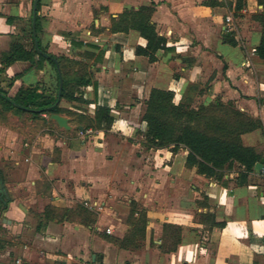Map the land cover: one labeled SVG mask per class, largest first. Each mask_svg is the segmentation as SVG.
Returning <instances> with one entry per match:
<instances>
[{"label":"crops","instance_id":"crops-1","mask_svg":"<svg viewBox=\"0 0 264 264\" xmlns=\"http://www.w3.org/2000/svg\"><path fill=\"white\" fill-rule=\"evenodd\" d=\"M235 1L41 0V43L50 53L87 62L96 82V88H83L87 102L61 99L59 105L87 116L105 105L114 121L108 129L82 131L67 116L71 129L51 120L64 133L53 136L45 127L39 144H26L29 152L0 144L1 171L6 159L11 171L21 165L25 172L23 179H4L9 201L0 208V227L9 239L3 241L0 233V264H264V168L239 182L241 168L234 164L219 181L186 166L187 150L132 152L140 142L137 132L146 127L144 100L155 87L194 106L199 98L232 100L261 121L263 129L243 134L242 141L255 147L264 163V60L255 53L262 28L255 15L263 6L243 0L235 11ZM32 3L0 0V61L13 42L21 41L14 22L22 25L31 16ZM140 6L153 7L151 21L166 40L154 61L135 53L136 46L146 44L139 31L111 30L124 8ZM226 35L235 44L226 42ZM17 74L11 94L40 79L51 89L55 83L47 61L40 70L16 61L0 79ZM17 135L6 128L0 141L11 145ZM133 202L146 212L145 230L121 246L113 240L130 235ZM78 206L92 220L61 216L59 210ZM164 223L180 227L173 251L161 247ZM22 237L27 241L17 246Z\"/></svg>","mask_w":264,"mask_h":264},{"label":"trees","instance_id":"trees-1","mask_svg":"<svg viewBox=\"0 0 264 264\" xmlns=\"http://www.w3.org/2000/svg\"><path fill=\"white\" fill-rule=\"evenodd\" d=\"M33 0H31V3ZM263 6V11L255 17L260 20L262 28L259 43L255 48L256 55L264 60V0H257ZM231 2L229 6H231ZM234 9L238 11L243 6V0L234 2ZM40 6L36 8V35L38 48L48 53L43 56L36 48L33 41L31 16L21 25V41L13 42L7 54L1 56L0 73L16 61H28L36 70H40L47 61L54 70L55 83L53 88L45 85L40 79L36 83L21 85L14 94L9 91L17 75L9 78L3 85L0 79V115L11 112L21 115L28 113L33 120L42 119V114H65L74 120L78 127L85 131L89 127L93 129H108L111 127L114 116L110 114V108L105 105H96L93 116L75 112L69 108L54 105L59 87L58 65L63 80L60 100L68 102H87L83 98V88L96 82L92 79L88 63L82 60L69 58L65 55H55L47 51V47L40 41ZM152 6H140L138 9L124 8L117 19L112 20V31H128L135 29L146 39L144 47L136 46L135 53L146 55L150 61L156 59L155 53L163 49L166 44L164 37L159 36L151 21ZM12 23V18H6ZM226 42L235 44V39L224 36ZM27 40L30 43L27 44ZM84 56H90V51L85 50ZM175 94L172 90L151 88L144 100L145 109L142 120L146 123L143 131L137 132L140 141L148 149L166 148L175 153L180 149L187 150L185 164L195 167L196 172L207 178L221 181L227 169L237 164L241 170L237 180L247 181L248 174L253 172L254 164L259 161L261 154L253 146L244 145L242 135L263 126L259 119L250 116L240 110L232 100L223 101L221 98L207 102H199L195 106L191 100L175 102ZM22 106L23 108L17 106ZM25 108V109H24ZM54 123V122H52ZM4 175L0 169V208L9 201L6 189L3 186ZM61 216L70 218L71 214L77 215L82 223L92 220V215L82 206L76 209H61ZM136 214V216H135ZM128 222L132 225L131 233L122 240L114 239V243L125 245L127 240L143 237L146 226V212L138 209L133 202L128 214ZM180 241V227L174 224H163L162 250L173 251Z\"/></svg>","mask_w":264,"mask_h":264},{"label":"rangeland","instance_id":"rangeland-1","mask_svg":"<svg viewBox=\"0 0 264 264\" xmlns=\"http://www.w3.org/2000/svg\"><path fill=\"white\" fill-rule=\"evenodd\" d=\"M14 23H15L14 25H16V27L14 26V32L17 35H21V33H22V30H21L22 20H15ZM26 43L29 44L30 40H27ZM55 52L60 53L59 50H55ZM21 68L17 71V73L21 71ZM13 74H15V73H13ZM19 76L20 75H18L17 78H19ZM11 77L6 76L5 79H2L3 85H5L9 81L8 79ZM21 85H23V84H21ZM25 85H27V84H25ZM199 100H200V98L197 100L195 99L194 104H198ZM20 116H22V120H20V118H19ZM20 116L17 114H13L11 112H8L7 114H4V115H0V126H2V128L0 129L1 136H3L6 128L9 130H13V131L18 133L15 140H13L11 142V145L6 140L0 141V144H1V146H3V149L16 150V152H21V153L29 152V149H27L28 145H26V144H30L33 142H37V143L40 142L41 139H40L39 135L44 132L45 127H49L52 129L53 136H57L59 134L64 133L58 129V127L55 125V123H52L48 120L49 119L48 115H46L45 117L42 115L43 118L37 119L36 121L32 120L28 113L21 114ZM3 127H4V129H3ZM137 139L140 140L139 135L137 136L136 140ZM123 143H124V147H122V148L125 149L126 148L125 142H123ZM136 143H135V146H134V149L132 150V152H154L153 149H152L153 150L152 151V150H149L148 148H146V146L141 141L140 142L136 141ZM128 146H130L129 143H128ZM149 162H151V159ZM1 168H2L3 173H4V179L7 182H9V180L12 178L14 180L16 178L23 179V177H24L25 172L22 171L21 165L19 166V168H21L20 171H18V170L15 172L11 171L12 168L10 167L9 160L3 159L1 162ZM0 233H1V239L3 241L4 240L6 241L9 239L8 232L6 230L5 231L2 230V227H0ZM26 241L27 240L25 237L20 238L19 241L17 242L18 243L17 246L23 245L24 242H26Z\"/></svg>","mask_w":264,"mask_h":264},{"label":"water","instance_id":"water-1","mask_svg":"<svg viewBox=\"0 0 264 264\" xmlns=\"http://www.w3.org/2000/svg\"><path fill=\"white\" fill-rule=\"evenodd\" d=\"M37 2H38V0H33V3H32L31 26H32L33 41H34V44H35L37 50L43 56L48 57L49 56L48 53L43 52L42 50H40L38 48L37 35H36V14H37L36 8H37ZM56 67H57L58 74H59V87H58V91H57V98H56V101H55L54 105H57L59 103V101H60V93H61L62 83H63L60 69H59L58 65H56ZM17 106L23 108L20 105H17ZM50 120L56 122L57 125L59 127H61V128H64V129H71L72 128V126L69 124L68 117L65 116V115H62V114H51L50 115ZM263 168H264V163H263V159H261V160L257 161L254 164L253 170L255 172H260V170L263 169Z\"/></svg>","mask_w":264,"mask_h":264},{"label":"built area","instance_id":"built-area-1","mask_svg":"<svg viewBox=\"0 0 264 264\" xmlns=\"http://www.w3.org/2000/svg\"><path fill=\"white\" fill-rule=\"evenodd\" d=\"M106 230H107L108 232L110 231V229H109V228H107ZM89 264H94V263H89Z\"/></svg>","mask_w":264,"mask_h":264}]
</instances>
